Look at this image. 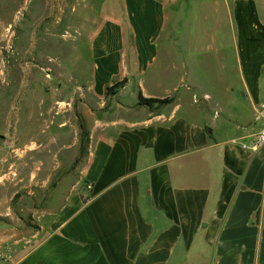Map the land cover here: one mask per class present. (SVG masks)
I'll return each mask as SVG.
<instances>
[{"label": "crops", "instance_id": "1", "mask_svg": "<svg viewBox=\"0 0 264 264\" xmlns=\"http://www.w3.org/2000/svg\"><path fill=\"white\" fill-rule=\"evenodd\" d=\"M58 4L93 21L88 188L35 207V227L3 221L0 264H264V0Z\"/></svg>", "mask_w": 264, "mask_h": 264}, {"label": "rangeland", "instance_id": "2", "mask_svg": "<svg viewBox=\"0 0 264 264\" xmlns=\"http://www.w3.org/2000/svg\"><path fill=\"white\" fill-rule=\"evenodd\" d=\"M58 7V0H0V226L35 227V207L53 194L64 198L77 182L88 188L79 169L89 157L94 103L92 69L81 54L93 21ZM122 85L109 86L96 116L109 114ZM153 98L139 104L138 97V105L156 110L170 102Z\"/></svg>", "mask_w": 264, "mask_h": 264}, {"label": "built area", "instance_id": "3", "mask_svg": "<svg viewBox=\"0 0 264 264\" xmlns=\"http://www.w3.org/2000/svg\"><path fill=\"white\" fill-rule=\"evenodd\" d=\"M205 98H207V96H205ZM195 99L197 100V96H195ZM264 142V128L259 132V134L257 135L253 145L255 147H258L259 145H261Z\"/></svg>", "mask_w": 264, "mask_h": 264}, {"label": "trees", "instance_id": "4", "mask_svg": "<svg viewBox=\"0 0 264 264\" xmlns=\"http://www.w3.org/2000/svg\"><path fill=\"white\" fill-rule=\"evenodd\" d=\"M109 88V87H108ZM108 88H107V90H108ZM154 100H157L158 101V99H155V98H153V97H151V98H146L144 95H142V94H139V104H150L152 101H154ZM161 100V99H160Z\"/></svg>", "mask_w": 264, "mask_h": 264}, {"label": "bare ground", "instance_id": "5", "mask_svg": "<svg viewBox=\"0 0 264 264\" xmlns=\"http://www.w3.org/2000/svg\"><path fill=\"white\" fill-rule=\"evenodd\" d=\"M31 150V149H30ZM26 158V157H25Z\"/></svg>", "mask_w": 264, "mask_h": 264}]
</instances>
